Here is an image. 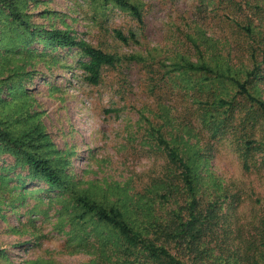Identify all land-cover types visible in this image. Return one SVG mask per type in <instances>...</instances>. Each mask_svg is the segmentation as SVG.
<instances>
[{
  "label": "rangeland",
  "instance_id": "1",
  "mask_svg": "<svg viewBox=\"0 0 264 264\" xmlns=\"http://www.w3.org/2000/svg\"><path fill=\"white\" fill-rule=\"evenodd\" d=\"M15 1L32 27L0 6L4 126L15 134L38 127L42 153L66 161L70 189L139 226L186 203L184 193L162 195L171 170L158 132L192 155L197 192L218 207L204 264H264V112L235 82L264 103V0H129L141 24L104 0ZM44 29L68 31L119 60L89 84L81 50L56 46ZM116 30L136 37L124 43ZM185 61L221 76L179 68ZM221 100L230 104L202 121L205 103ZM70 192L31 177L0 146V264H112L110 229L77 216Z\"/></svg>",
  "mask_w": 264,
  "mask_h": 264
},
{
  "label": "trees",
  "instance_id": "2",
  "mask_svg": "<svg viewBox=\"0 0 264 264\" xmlns=\"http://www.w3.org/2000/svg\"><path fill=\"white\" fill-rule=\"evenodd\" d=\"M104 1L112 2L128 11L138 23L143 22L137 4L129 0ZM0 6L6 9L12 21L25 31L32 27L18 9L15 0H0ZM43 33L56 46H76L81 50L86 60L81 61L80 65L84 71V78L89 84L97 85L101 79L102 68L114 66L119 60L114 54L82 40H76L68 31L44 29ZM115 35L124 43L136 37L132 31L124 34L116 30ZM132 58L138 60L137 56ZM178 67L188 71L214 74L216 77L221 76L217 70L205 63L185 61ZM235 82L240 88L239 92L246 94V98L256 103V109L264 112V103L256 100L244 87V83ZM214 104L216 103H205L203 111L204 115H208V119L201 116L202 121L215 119V114L218 113L217 107L230 103L221 100L218 106H213ZM211 111L214 112L213 115H210ZM153 134L156 142L163 147L167 168L171 170L170 176L159 182V186L164 188L166 193L162 195L166 198L184 193L186 203L168 211L162 220L139 226L133 220H126L124 213L117 206L95 199L96 197L90 192L70 189L72 182L66 179L63 170L66 161L61 156L51 157L42 153L43 140L46 139V134L42 130L34 126L15 134L0 121V146L11 153L19 163L27 166L31 177L43 179L51 188L70 190L76 204L75 209L79 211L77 216L95 217L98 222L110 229L109 238L112 237L114 241L112 244L107 242L111 254L106 257L109 260L111 257L114 258L112 264H204L208 257L204 240L216 226L218 207L215 202H206L198 194L192 155H183L182 150L179 151L175 145L171 146L158 132L153 131ZM244 159V164L248 166L247 157ZM262 243L264 246V241ZM259 253L264 254V247Z\"/></svg>",
  "mask_w": 264,
  "mask_h": 264
}]
</instances>
